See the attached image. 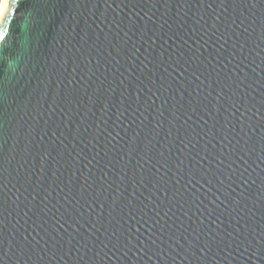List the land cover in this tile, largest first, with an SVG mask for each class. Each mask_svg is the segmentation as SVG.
<instances>
[{"label":"water","instance_id":"obj_1","mask_svg":"<svg viewBox=\"0 0 264 264\" xmlns=\"http://www.w3.org/2000/svg\"><path fill=\"white\" fill-rule=\"evenodd\" d=\"M10 9L0 264H264V0Z\"/></svg>","mask_w":264,"mask_h":264},{"label":"snow or ice","instance_id":"obj_2","mask_svg":"<svg viewBox=\"0 0 264 264\" xmlns=\"http://www.w3.org/2000/svg\"><path fill=\"white\" fill-rule=\"evenodd\" d=\"M19 2L20 0H3V10L0 12V58L17 43L13 35L14 10L10 9V5Z\"/></svg>","mask_w":264,"mask_h":264},{"label":"clouds","instance_id":"obj_3","mask_svg":"<svg viewBox=\"0 0 264 264\" xmlns=\"http://www.w3.org/2000/svg\"><path fill=\"white\" fill-rule=\"evenodd\" d=\"M14 62L13 61H10L9 62V65H10V69L12 70V66H13Z\"/></svg>","mask_w":264,"mask_h":264},{"label":"bare ground","instance_id":"obj_4","mask_svg":"<svg viewBox=\"0 0 264 264\" xmlns=\"http://www.w3.org/2000/svg\"><path fill=\"white\" fill-rule=\"evenodd\" d=\"M0 2H1V0H0Z\"/></svg>","mask_w":264,"mask_h":264}]
</instances>
